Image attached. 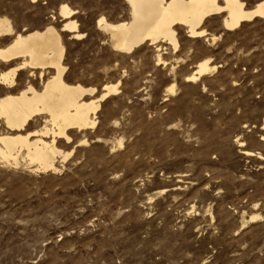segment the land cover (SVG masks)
Wrapping results in <instances>:
<instances>
[{"label":"rangeland","instance_id":"rangeland-1","mask_svg":"<svg viewBox=\"0 0 264 264\" xmlns=\"http://www.w3.org/2000/svg\"><path fill=\"white\" fill-rule=\"evenodd\" d=\"M64 3L82 38L60 31ZM0 17L60 31L85 100L119 82L94 127L56 139L73 149L58 172L0 162V264H264V19L225 30L212 16L203 37L178 30L177 51L118 52L97 21H127L124 0H0ZM204 59L216 69L186 82Z\"/></svg>","mask_w":264,"mask_h":264},{"label":"bare ground","instance_id":"bare-ground-1","mask_svg":"<svg viewBox=\"0 0 264 264\" xmlns=\"http://www.w3.org/2000/svg\"><path fill=\"white\" fill-rule=\"evenodd\" d=\"M124 1L128 5L127 21L112 23L104 17L97 21L98 28L108 35L111 48L118 52H129L145 42L165 43L177 51L178 30H185L190 38L203 37L207 34L204 26L212 16L221 17L225 30L236 29L254 18L264 19V0L250 9H246L244 0ZM74 14L65 3L60 5L59 15L65 20L60 31L82 38L83 33L72 19ZM26 31L14 33L10 21L0 17V38L13 35L7 45L0 46V162L17 166L23 161L33 171L56 173L57 157L65 160L73 152L59 150L56 139L69 142L70 131L94 127L99 102L117 92L119 82L105 85L98 98L85 100L95 89L65 80V46L60 31L52 25ZM157 62L165 61L158 55ZM215 69L209 59H204L185 81ZM21 74L27 75L26 85L17 90ZM168 88L174 92L173 86ZM37 119L43 124L29 131L31 122Z\"/></svg>","mask_w":264,"mask_h":264}]
</instances>
